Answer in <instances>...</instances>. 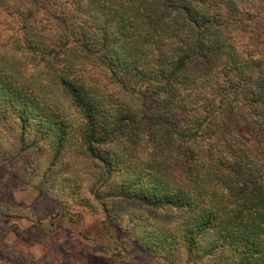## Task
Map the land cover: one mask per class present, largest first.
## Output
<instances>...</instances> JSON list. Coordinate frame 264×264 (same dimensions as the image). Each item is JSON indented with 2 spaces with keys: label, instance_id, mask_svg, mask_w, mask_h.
Masks as SVG:
<instances>
[{
  "label": "trees",
  "instance_id": "trees-1",
  "mask_svg": "<svg viewBox=\"0 0 264 264\" xmlns=\"http://www.w3.org/2000/svg\"><path fill=\"white\" fill-rule=\"evenodd\" d=\"M2 168L154 264H264V0H0Z\"/></svg>",
  "mask_w": 264,
  "mask_h": 264
},
{
  "label": "rangeland",
  "instance_id": "rangeland-1",
  "mask_svg": "<svg viewBox=\"0 0 264 264\" xmlns=\"http://www.w3.org/2000/svg\"><path fill=\"white\" fill-rule=\"evenodd\" d=\"M0 204H15L30 216L0 212V264H154L102 217L83 208L57 215L63 207L0 169Z\"/></svg>",
  "mask_w": 264,
  "mask_h": 264
}]
</instances>
